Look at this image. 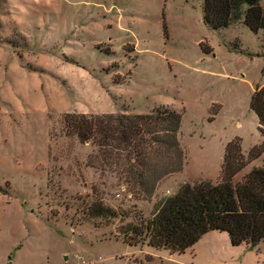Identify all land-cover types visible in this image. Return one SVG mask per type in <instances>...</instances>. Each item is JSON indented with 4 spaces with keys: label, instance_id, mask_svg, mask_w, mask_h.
<instances>
[{
    "label": "rangeland",
    "instance_id": "obj_1",
    "mask_svg": "<svg viewBox=\"0 0 264 264\" xmlns=\"http://www.w3.org/2000/svg\"><path fill=\"white\" fill-rule=\"evenodd\" d=\"M205 0H0V264H264V242L204 235L184 253L130 245L129 226L184 183L220 181L225 150L264 145L250 104L264 31L214 30ZM182 117L186 163L153 197L91 166L66 114ZM264 166L263 155L236 177ZM95 204L115 218L95 215Z\"/></svg>",
    "mask_w": 264,
    "mask_h": 264
},
{
    "label": "trees",
    "instance_id": "obj_2",
    "mask_svg": "<svg viewBox=\"0 0 264 264\" xmlns=\"http://www.w3.org/2000/svg\"><path fill=\"white\" fill-rule=\"evenodd\" d=\"M204 21L214 30L243 21L254 33L264 31V0H205ZM250 107L264 136V86L255 88ZM62 123L69 135L96 148L91 166L117 174L132 194L153 197L166 178L184 169L186 156L179 138L182 117L169 108L135 115L66 114ZM263 153L264 145L255 146L246 158L241 141H230L218 184H182L176 195L156 203L150 217L129 226L123 233L126 241L172 253H184L213 231L227 232L233 246L264 242V166L235 182ZM93 210L105 219L117 217L100 204Z\"/></svg>",
    "mask_w": 264,
    "mask_h": 264
},
{
    "label": "crops",
    "instance_id": "obj_3",
    "mask_svg": "<svg viewBox=\"0 0 264 264\" xmlns=\"http://www.w3.org/2000/svg\"><path fill=\"white\" fill-rule=\"evenodd\" d=\"M258 86L262 87V86H264V85H258Z\"/></svg>",
    "mask_w": 264,
    "mask_h": 264
}]
</instances>
